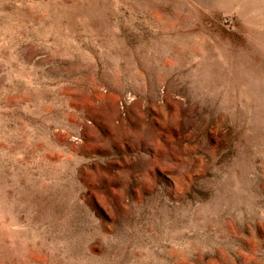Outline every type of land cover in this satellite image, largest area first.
Returning <instances> with one entry per match:
<instances>
[{
    "label": "rangeland",
    "instance_id": "rangeland-1",
    "mask_svg": "<svg viewBox=\"0 0 264 264\" xmlns=\"http://www.w3.org/2000/svg\"><path fill=\"white\" fill-rule=\"evenodd\" d=\"M0 264H264V0H0Z\"/></svg>",
    "mask_w": 264,
    "mask_h": 264
}]
</instances>
